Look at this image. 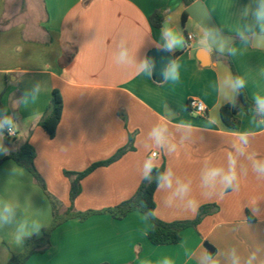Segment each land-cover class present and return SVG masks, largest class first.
Returning <instances> with one entry per match:
<instances>
[{
    "label": "crops",
    "instance_id": "crops-1",
    "mask_svg": "<svg viewBox=\"0 0 264 264\" xmlns=\"http://www.w3.org/2000/svg\"><path fill=\"white\" fill-rule=\"evenodd\" d=\"M27 1L23 14L22 0L17 6L0 0V122L17 132L10 139L0 131V161L27 142L47 191L66 208L64 171L108 159L131 134L132 150L81 180L75 210L104 211L130 199L150 169L162 164L154 192L158 219L192 220L202 205L217 210L182 230L172 245L149 241L151 224L139 211L120 220L108 212L71 219L25 264H264V114L239 112L236 129L220 116L235 93L226 58L247 97L264 106V48L252 44L254 36H264L258 17L264 0H192L229 38L223 53L191 17L182 20L181 0ZM154 11L168 30L151 26ZM199 49L208 53L206 66L196 58ZM153 50L178 53L160 82L151 75ZM53 89L63 107L50 138L38 120ZM191 98L206 106L204 116L189 109ZM50 220L48 199L32 175L3 160L0 264L21 253L22 238L39 235Z\"/></svg>",
    "mask_w": 264,
    "mask_h": 264
},
{
    "label": "trees",
    "instance_id": "trees-1",
    "mask_svg": "<svg viewBox=\"0 0 264 264\" xmlns=\"http://www.w3.org/2000/svg\"><path fill=\"white\" fill-rule=\"evenodd\" d=\"M183 6L186 8L193 1L181 0ZM187 13H182V20L185 21ZM149 22L153 28H161L164 19L159 11H154L149 16ZM249 41V39H242ZM177 52L174 56H177ZM229 65L235 84L234 99L231 103H227L220 107V116L223 123L232 129H236L240 125V120L237 117L239 112H245L252 110L256 118L262 117L264 114V106L251 101L242 87L241 84H237V74L229 61L225 59ZM62 96L58 90L53 89L49 104L38 120V126L50 137L53 138L56 132V128L60 122L62 114ZM133 136L129 135L128 144L122 148H119L108 159L92 163L85 170L80 172H68L64 171V175L69 179V202L70 205L66 208H62L61 203L52 196L46 189L45 182L40 176L34 165L35 152L31 145L27 142L23 143L17 150L9 151L8 155L0 161L10 159L17 165L25 168L34 178L35 182L41 188L46 195L51 208V220L49 224L40 229L39 235L25 236L22 238L23 250L17 255H11L6 264H25L30 256L33 254L44 253L50 247V235L51 233L64 222L71 219H78L80 221L86 220L88 217L101 212H108L114 219L120 220L124 218L129 212L139 211L150 222L151 227L148 232V239L153 245H172L180 241V233L182 230L193 227L195 228L201 219L217 210L215 205H202L198 208L196 217L192 220H176L172 222H165L158 219L155 216V202L154 192L160 184L164 172L163 164L159 167H152L146 177L141 181L135 194L128 200L121 202L120 204L108 208L104 211H77L73 207L75 198L81 193V180L95 170L98 167L108 166L117 159H119L125 152L132 150ZM8 141V140H7ZM106 264V263H103Z\"/></svg>",
    "mask_w": 264,
    "mask_h": 264
},
{
    "label": "water",
    "instance_id": "water-1",
    "mask_svg": "<svg viewBox=\"0 0 264 264\" xmlns=\"http://www.w3.org/2000/svg\"><path fill=\"white\" fill-rule=\"evenodd\" d=\"M185 12L207 33L211 47L217 50V52L223 53L227 48L229 38L216 27L205 6L200 1H194L185 8ZM162 28L168 30L169 24L164 22ZM177 34L176 30L169 31V36L171 38H176ZM252 44L256 47L264 48V36H254ZM196 58L200 61L202 66L208 65V53L205 50L199 49ZM174 59L175 56L168 51H151L149 55V65L152 78L157 82L162 81L167 65L173 62ZM204 246L209 252H212V247H210V245L205 243Z\"/></svg>",
    "mask_w": 264,
    "mask_h": 264
},
{
    "label": "built area",
    "instance_id": "built-area-1",
    "mask_svg": "<svg viewBox=\"0 0 264 264\" xmlns=\"http://www.w3.org/2000/svg\"><path fill=\"white\" fill-rule=\"evenodd\" d=\"M186 38L190 40L192 36L186 35ZM188 107L194 114L198 116H204L207 111V108L203 104V102L195 98H191L188 101ZM0 131H2L6 135V137L10 139H14L17 135L16 129L14 128V126L9 125L4 121L0 122ZM152 156L155 157L156 153H152Z\"/></svg>",
    "mask_w": 264,
    "mask_h": 264
},
{
    "label": "clouds",
    "instance_id": "clouds-1",
    "mask_svg": "<svg viewBox=\"0 0 264 264\" xmlns=\"http://www.w3.org/2000/svg\"><path fill=\"white\" fill-rule=\"evenodd\" d=\"M258 17L259 18H264V6H262V8L260 9L259 13H258ZM173 45V41H169L168 47L171 48ZM237 84H242V81H237Z\"/></svg>",
    "mask_w": 264,
    "mask_h": 264
},
{
    "label": "rangeland",
    "instance_id": "rangeland-1",
    "mask_svg": "<svg viewBox=\"0 0 264 264\" xmlns=\"http://www.w3.org/2000/svg\"><path fill=\"white\" fill-rule=\"evenodd\" d=\"M20 1L21 0H15L16 6L19 5ZM22 3H23L22 6L24 7L23 8V14H25L26 13L25 7L26 6L28 7V1L27 0H22ZM27 16L29 17V14Z\"/></svg>",
    "mask_w": 264,
    "mask_h": 264
}]
</instances>
